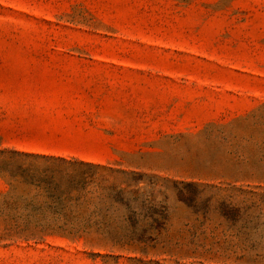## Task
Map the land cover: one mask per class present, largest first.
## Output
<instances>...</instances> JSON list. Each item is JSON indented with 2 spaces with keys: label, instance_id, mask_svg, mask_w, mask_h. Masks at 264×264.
Masks as SVG:
<instances>
[{
  "label": "rangeland",
  "instance_id": "rangeland-1",
  "mask_svg": "<svg viewBox=\"0 0 264 264\" xmlns=\"http://www.w3.org/2000/svg\"><path fill=\"white\" fill-rule=\"evenodd\" d=\"M0 264H264V0H0Z\"/></svg>",
  "mask_w": 264,
  "mask_h": 264
},
{
  "label": "trees",
  "instance_id": "trees-1",
  "mask_svg": "<svg viewBox=\"0 0 264 264\" xmlns=\"http://www.w3.org/2000/svg\"><path fill=\"white\" fill-rule=\"evenodd\" d=\"M87 166V165H86ZM94 166L95 168H100L99 165H90ZM51 198H55L58 201H70V200H78L80 198V193L72 194L71 192H62L57 194L56 196H49ZM35 212L42 213V212H51L52 215H61V217H69L78 213L80 211L78 210H71V209H39ZM14 234L19 235V237L23 236L25 239H35V240H42L45 236L51 235V234H57L63 237L67 238H79L82 236H86L89 234V228L88 226H80V225H66V224H59V225H42L39 227H29V226H23L21 228H16ZM5 235H11L10 233H7Z\"/></svg>",
  "mask_w": 264,
  "mask_h": 264
},
{
  "label": "crops",
  "instance_id": "crops-1",
  "mask_svg": "<svg viewBox=\"0 0 264 264\" xmlns=\"http://www.w3.org/2000/svg\"><path fill=\"white\" fill-rule=\"evenodd\" d=\"M85 72H74V75H77V76H82L84 75ZM94 91L95 89H85V88H81V87H78V88H74V89H63V92H74V93H85V92H89V91Z\"/></svg>",
  "mask_w": 264,
  "mask_h": 264
}]
</instances>
